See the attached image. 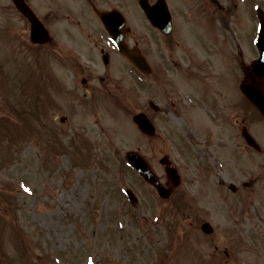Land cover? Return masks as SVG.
<instances>
[{
    "label": "rangeland",
    "instance_id": "obj_1",
    "mask_svg": "<svg viewBox=\"0 0 264 264\" xmlns=\"http://www.w3.org/2000/svg\"><path fill=\"white\" fill-rule=\"evenodd\" d=\"M223 2L226 4L228 3L230 13L233 12L235 6H242L237 3V0H227ZM2 3L3 0H0V4ZM253 4H260L264 9V0H248L247 8L244 9L242 13L237 15L236 20L233 17V24L235 20L236 26L242 29L239 37L242 38L240 42L244 43V45L241 44L243 48L247 45L251 49L250 26H253L254 28L257 23L255 21V13L251 11V5ZM250 15H253L252 20ZM229 21H231V17L229 18ZM235 31L237 32L236 27ZM231 42L232 46L234 47L235 39H232ZM141 45L143 47V44ZM226 45L229 49L230 45ZM220 51L222 53L221 55L223 60H225L226 56L223 55V52H226L225 48H220ZM219 55V53H216V56ZM9 63L11 64L12 68L8 65L9 76L8 80L5 79L4 81V86L8 84L7 92L9 93V99L7 105L14 102L15 108L16 105L21 108L20 110L16 111L13 118L21 112H24V115L22 114L21 118L16 117V120H13L14 128L12 129V134L14 139L18 138L16 136V133L17 131L19 132L20 129H16V124L22 123V127L25 126V133L24 129L22 130L25 145L30 146V148L25 149V154L20 155L19 159H17L16 161H10V163L8 164L11 171L13 169L19 171V175L21 176L20 178L25 185H16L13 191L0 192V223L9 222V227L20 230V232L17 233L18 235L16 234L12 239L9 240L8 250L3 251L2 247L0 246V264H153L152 261L154 260L151 261V258L155 257V259L158 260L161 257V255L155 256L154 254H159L162 251V247H164L163 242L168 243V246L172 248L171 251H173L179 247L182 249L184 248V246L185 248H188L187 245L191 244L193 240L192 238V240L190 239L188 241V234L190 235L191 233H193L196 240V235H199V228L195 227L194 229H192L195 211H193L192 209L187 211L186 208L182 210V208H180V205H178L177 207L180 209L177 210L182 212H179V215L177 216L171 213V209H169L165 204L166 202L159 201V203L154 202L151 205V200L150 198H147L146 195L147 186L137 180L135 175L130 172L124 162L125 152L130 149L139 148V151L144 156L150 155L146 139L136 136V134L134 133L135 130H133L132 126L129 123H121L125 120H123L122 117L125 118L126 116V118L129 120L131 115L133 114L132 112H134L135 110V107H132V98L119 97V100H125V104L122 101V106H113L109 109L96 108L95 112H91V110L87 108L83 113L84 117L82 118L85 122L84 127H86L87 124V126L91 128L88 133H90L91 131L93 132V130L95 129V125L92 127V121L95 120L97 114L98 122H100L104 126L109 125L108 129L107 127L105 128L107 129L105 131L109 132L112 141L108 144V149L99 146V150L101 151L97 152V157L99 158L97 161L98 165L89 163V165L85 168V173L88 178V182L91 183L93 178L95 180L94 182L99 183L102 187H106L104 190L105 193L109 191L113 192L114 189L112 186H114L116 191L114 192L115 195L113 194L112 196L114 199L110 197L107 202L102 205L101 208L97 206L98 203L95 204V201H93L92 203L91 194L93 192V187L91 185H87L84 188L79 186V178L81 175H79L78 170H74V172L72 171V175L64 173V178L62 179V181L64 182V184L65 182H69L68 184L72 186V188L70 186L68 187L69 190L66 193L60 195L58 192L54 191V189L48 188V176L42 172L40 167L42 166V168L44 169V162L47 161L49 163L50 158L48 156L50 155V153L46 148H44L46 156L43 158L41 166H39L40 164L37 158L38 156L33 154V149H37V146L43 142L41 141L40 134L36 135L35 138H30L32 135L30 131H34L32 122L36 123L35 121H37V119L35 118L37 113L39 112L41 104H44L47 108L50 104V100L53 99V79L49 75V73L46 76H43L45 72H49V67L48 64L41 65V59L33 57L30 60H26L21 53H18L16 50H14L13 53L9 56ZM28 69L32 72L36 70H39L41 72L44 81V83L41 84L43 86V92L45 93L46 97L40 96L37 100L35 91H39L41 87L39 86V88L33 90V84H24L26 82V79L22 78V76L28 74ZM13 71H15V73L11 75ZM217 71L218 75L216 78H213L212 82L215 83L216 90L221 91L226 96H228L229 111H232L233 101H237V99L234 97L235 68L232 65L228 68H226V66L222 67L220 65H217ZM3 76L6 77L7 73L4 71V66L2 67L0 62V77L2 78ZM23 85L24 88L28 90H26V92L23 91V93H18L20 91V88L23 89ZM137 91V97L134 99L137 100L138 106H142L143 109L145 107V91L143 86L139 87ZM21 94H24V96H21ZM12 96L15 97L14 100L10 99V97ZM0 98L2 101H5L6 99V92L4 91V89L0 91ZM219 102V99H215L214 101L210 100L208 101L207 105L211 106L213 104L217 106L219 105ZM113 110L119 112L122 117H119L120 115L117 117L114 116L115 114ZM196 113L200 117H203V120H209L206 115H203L201 108L200 110L196 111ZM107 119H109L110 122H107ZM208 124L210 126L213 125L211 122H208ZM214 128L222 132L223 134L225 133L223 128H216L215 126ZM83 131H86V129L83 128ZM71 132L76 133L77 131L75 130V128H73ZM42 138L47 142H50L51 139L48 134H44ZM261 139L264 141V138L261 137ZM60 140L63 143H65L66 141L62 138H60ZM172 140H174L176 144L178 143L177 140ZM38 141L41 142L39 143ZM229 147L230 146L228 142L225 146V149ZM5 148L6 146L4 144H0V151L5 150ZM81 150L82 148L80 147L78 152ZM38 153L41 156L40 148H38ZM222 153L223 150L221 154ZM190 154L191 153H186L185 157V160L191 164L190 175L185 178L187 186L182 183V189L183 187L186 189L194 188V181L198 178L196 168L199 167V164L200 166H203V158L198 155L197 149L193 151V155ZM240 157L242 158V160H244L242 156ZM122 161L124 162V166ZM215 161L216 160L211 158V156H208L207 166L209 170H211V172H207L208 176L210 177V181L208 182L209 186H211V182L216 183V180L214 179L218 176V174H220L218 173V170L221 168L218 166V162L217 164H215ZM234 162V158H229L228 162H225V165L228 168L222 169L228 177V169H236L234 166ZM55 165L56 164H54L53 166L49 165L45 169L50 170V173L55 172V174L52 175V178L58 185L57 181L60 178L59 174L63 173L64 170L69 167L64 166L62 170H59L55 169ZM97 168L99 172L93 175V171H96ZM257 170L259 172L256 176L257 178H261V173L264 172V165L261 164V169ZM14 174H18V172L14 171ZM199 175L202 176H199V178L203 179L202 172ZM229 178L232 179L231 177ZM5 179L6 175L3 173V171L0 170V185L4 182ZM39 184L40 188H42V192L40 191V200H38ZM74 187H76L78 191H74ZM129 187L134 188L135 191L139 194V196H137L138 200L132 208L129 207L128 200L125 198V195L123 193ZM186 195H189V192H186ZM46 196H49V198H54L55 201L59 199L62 201L60 202V205H62L66 209L69 216L68 218H66V220L63 219L61 214L57 215V218L60 217V220H57L55 218H53L52 220V214H54V211L48 208L52 204L49 203V200H42ZM239 196L241 195H238L237 198ZM201 198L213 204L220 205L217 201L218 198L211 191H203ZM225 199L226 203L230 204L229 199ZM188 202L192 203L193 201L188 200ZM256 202H258V200L255 199L254 203ZM121 203H123L125 207H120ZM260 204L264 208V205L262 203ZM31 205H34V207H32ZM203 205L207 206L210 204L204 202ZM221 207L222 208L220 209V213L223 217L219 213L217 215L206 216V219L209 220L210 223H212L214 229L215 227H218V224L214 223V221H224L223 218H229L230 216H232V218L236 220L237 223H240V211H235L234 213L223 205ZM127 208L129 209L126 210ZM43 209H45V211ZM173 209L174 208L172 207V210ZM24 210L28 211V216L25 215L24 212H22ZM37 212L40 214V218L37 216ZM41 214H43L42 217ZM33 215L35 217L30 218V216L32 217ZM151 217H155V219H152ZM160 217L167 227L170 226V229L168 230L162 227V239L158 238L157 230L154 233H151V221L157 222L156 220H159ZM135 219L138 220L139 225H137ZM229 222L233 221L229 220L228 223ZM171 226L173 229L171 228ZM222 233L223 231H219L218 228L217 232L214 233V237L209 238L207 243H205L201 247V255L204 257V259H206V264H231L232 260L234 259L233 255H226L223 250H219L218 252L211 251V248L214 244L220 246L221 244H224L223 241H227L228 239H230L229 236H224ZM152 236L157 240H160L155 247L152 244H149L152 241ZM19 238L22 243H19ZM16 241H18V248L17 250H14L12 246ZM146 243L151 249V252H148L147 249L144 250L145 247H143L142 244ZM21 245L23 249L22 253L20 252ZM194 247H196L197 249L198 246ZM243 248L245 249L244 253L250 254L252 251L250 248ZM52 250L55 251L53 252L54 255L57 252L56 256L59 260L58 263H56V261H53L52 263V260H54V255L50 256ZM257 250H259L258 247ZM171 251L168 250V254H171ZM177 252L178 251H175L174 253L178 254L179 258L182 257V260H177L174 258L167 260L164 254L166 261H164L163 264H200L197 260V258H199V253L197 254V251L196 256L194 255V252L192 253L191 250L185 252L183 251L182 254L180 252ZM194 257L196 258L195 262ZM250 257L255 261L256 264H264L263 252L259 256ZM34 259H37V262L34 261ZM162 259H164L163 256L161 258V261ZM161 261L159 262V264H161ZM251 263L252 262H250V264ZM155 264L157 263L155 262Z\"/></svg>",
    "mask_w": 264,
    "mask_h": 264
},
{
    "label": "flooded vegetation",
    "instance_id": "obj_2",
    "mask_svg": "<svg viewBox=\"0 0 264 264\" xmlns=\"http://www.w3.org/2000/svg\"><path fill=\"white\" fill-rule=\"evenodd\" d=\"M146 1L149 4H152L155 0ZM26 2L40 19L41 17L43 18L41 19L43 23H45V20L51 21V27H53L54 32H63L69 35V46H72L75 44V42H77L76 40H73L76 39L74 35L68 31V25H72L79 28V33L85 38L86 46L92 47L93 49H99L100 57L90 56L87 58H82L79 56H74L72 53H70L69 56L65 58H58L57 54L60 53L58 45H52L51 53L54 55V69L56 74L63 73L65 75V78L69 81V89L71 91H81L83 84L88 80H103V76H106L108 80H111L114 70L119 74L127 70H131V67L128 64L121 63L119 60H116L114 63L112 62L113 59L111 54L113 51L104 44L105 31L103 26L90 25L87 26L90 29L88 30L86 29V25L82 27L80 24H74V21H72L69 16L74 15L73 12H76L81 16H89L91 14L95 15L99 10L124 11L123 8L125 10L129 9L132 6V3H134V0H26ZM18 16L20 25L17 30V36L23 40L25 28L24 19L21 15ZM153 17H157V19H154L155 23L160 21L159 12H156ZM62 20L69 21L72 24H59ZM150 26L152 27V25ZM154 30L159 34L156 28ZM154 35L155 32L153 31L148 42V56L146 58L148 69L151 67V74L153 71H155L152 63L155 60H160L159 70L164 71L167 75L174 73L184 75V66H180V64L177 63L173 58L171 59L169 56H164V49L159 48L158 42L155 40ZM74 79H79L81 85L74 86L72 84V80ZM206 91L207 88L205 85H203L199 88L195 87L192 90H189L186 92V95L171 97L170 94L174 93V89L169 86L168 80L165 79L163 83L164 100L161 102V106L155 107V111L159 110L164 114V118H166V113L171 112L172 108L173 110L177 111V115L180 117L183 109H185L187 105L192 103L200 105V97L201 95H204ZM188 122L191 124V129L189 130L185 126L187 131L185 134H187V136L192 140H197L202 136L204 137L205 143V139H207L206 134L209 136V132H207L205 128L201 129L199 126H196L195 123L192 122L191 118H189ZM242 122H244V119ZM166 186H168V188L171 189V192L174 193L175 189L169 187L170 184L168 181H166ZM259 194L261 197H264V172L261 173ZM247 213V211L244 212L245 215ZM259 216L255 218L257 223L258 221L264 222V219L261 220V217ZM244 220L243 233L244 236L247 237L250 231L248 230L247 223L249 221V217L245 216ZM257 223L255 224L257 225ZM255 228L258 231L257 227ZM228 241L231 248L232 244L236 245L232 239H229ZM215 248L217 247L215 246ZM225 252H227V250H225Z\"/></svg>",
    "mask_w": 264,
    "mask_h": 264
},
{
    "label": "water",
    "instance_id": "obj_3",
    "mask_svg": "<svg viewBox=\"0 0 264 264\" xmlns=\"http://www.w3.org/2000/svg\"><path fill=\"white\" fill-rule=\"evenodd\" d=\"M15 2H17V0H14ZM30 19L33 22V18L30 17ZM261 43V41H259ZM261 47V45H260ZM130 161H132L138 168V170L149 180H151V175L148 172V169L146 167V165L141 161L140 158H138L135 154H129L128 155Z\"/></svg>",
    "mask_w": 264,
    "mask_h": 264
},
{
    "label": "snow or ice",
    "instance_id": "obj_4",
    "mask_svg": "<svg viewBox=\"0 0 264 264\" xmlns=\"http://www.w3.org/2000/svg\"><path fill=\"white\" fill-rule=\"evenodd\" d=\"M27 190V189H26Z\"/></svg>",
    "mask_w": 264,
    "mask_h": 264
}]
</instances>
